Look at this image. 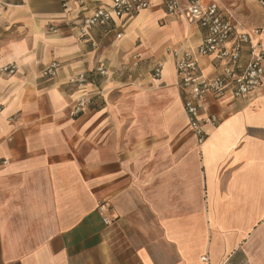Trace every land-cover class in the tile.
I'll list each match as a JSON object with an SVG mask.
<instances>
[{"label": "crops", "instance_id": "obj_1", "mask_svg": "<svg viewBox=\"0 0 264 264\" xmlns=\"http://www.w3.org/2000/svg\"><path fill=\"white\" fill-rule=\"evenodd\" d=\"M2 1L0 70H18L0 71V264H264V85L201 102L220 123L197 146L169 50L195 49L205 32L169 14V0L85 37L74 21L109 0L82 14L60 0ZM217 1L264 45L256 0ZM52 62L59 74L44 78ZM199 65L213 77L224 63ZM78 72L92 78L84 89L68 83ZM85 94L91 106L71 118ZM102 202L117 223L104 226Z\"/></svg>", "mask_w": 264, "mask_h": 264}, {"label": "built area", "instance_id": "obj_2", "mask_svg": "<svg viewBox=\"0 0 264 264\" xmlns=\"http://www.w3.org/2000/svg\"><path fill=\"white\" fill-rule=\"evenodd\" d=\"M103 0H60L62 8L75 6L79 14L84 13L89 4ZM23 0H3L4 7H13ZM264 13V0H256ZM150 7V0H109L106 6H99L87 17L74 21L82 36H87L89 29L109 26L115 19L130 17L146 11ZM169 14L185 21L190 26H198L204 32L201 44L192 50L184 46L169 50L174 57L177 86L182 94L183 108L191 132L195 135L197 146H201L207 138L205 126L217 127L220 123L215 115L205 116L201 102L207 98L215 100L231 92L235 99H244L264 85V45L256 40L260 31H248L241 26L236 17L220 11L217 0H169L166 4ZM50 31L56 33L55 28ZM121 34L116 36L117 39ZM96 47L95 43H92ZM246 52V59L244 54ZM140 54L136 56L137 59ZM201 57H213L223 62L222 72L213 77L202 73L199 60ZM135 65H138L136 62ZM162 65L154 68V77L162 75ZM18 68L16 64H8L1 68L4 75H14ZM60 64L52 62L42 72L44 78H55L59 74ZM96 74L100 77L109 75L108 69L99 65ZM68 83L75 88L84 89L92 83V78L85 72L72 75ZM92 104L89 94L78 97L70 106L69 116L80 117ZM0 103V114L3 111ZM6 164V162H4ZM104 226L118 222V217L107 202L99 203L97 208Z\"/></svg>", "mask_w": 264, "mask_h": 264}, {"label": "rangeland", "instance_id": "obj_3", "mask_svg": "<svg viewBox=\"0 0 264 264\" xmlns=\"http://www.w3.org/2000/svg\"><path fill=\"white\" fill-rule=\"evenodd\" d=\"M256 3H257V2H256ZM236 19L240 22V24H241L242 27H244V28L246 27V25L241 21V19H239V18H237V17H236ZM245 29H247V28H245Z\"/></svg>", "mask_w": 264, "mask_h": 264}]
</instances>
